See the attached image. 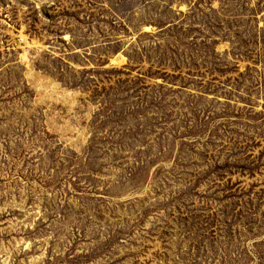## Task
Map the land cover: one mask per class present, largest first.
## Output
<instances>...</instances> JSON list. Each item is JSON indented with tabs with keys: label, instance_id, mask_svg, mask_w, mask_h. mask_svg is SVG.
Listing matches in <instances>:
<instances>
[{
	"label": "rangeland",
	"instance_id": "1",
	"mask_svg": "<svg viewBox=\"0 0 264 264\" xmlns=\"http://www.w3.org/2000/svg\"><path fill=\"white\" fill-rule=\"evenodd\" d=\"M0 264H264V0H0Z\"/></svg>",
	"mask_w": 264,
	"mask_h": 264
}]
</instances>
